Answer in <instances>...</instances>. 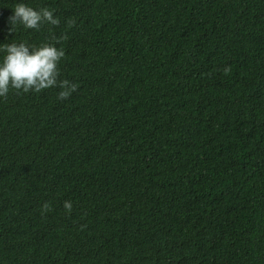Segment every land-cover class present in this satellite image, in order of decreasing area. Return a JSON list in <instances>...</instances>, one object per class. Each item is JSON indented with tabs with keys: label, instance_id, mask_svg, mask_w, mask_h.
Masks as SVG:
<instances>
[{
	"label": "trees",
	"instance_id": "trees-1",
	"mask_svg": "<svg viewBox=\"0 0 264 264\" xmlns=\"http://www.w3.org/2000/svg\"><path fill=\"white\" fill-rule=\"evenodd\" d=\"M18 2L63 56L0 96V264H264V0Z\"/></svg>",
	"mask_w": 264,
	"mask_h": 264
},
{
	"label": "clouds",
	"instance_id": "clouds-1",
	"mask_svg": "<svg viewBox=\"0 0 264 264\" xmlns=\"http://www.w3.org/2000/svg\"><path fill=\"white\" fill-rule=\"evenodd\" d=\"M56 25L58 19L48 8L35 9L22 0L12 9L9 17V31L15 25L25 29H38L41 24ZM0 96L5 95L9 88L22 89L27 92L40 91L57 84V64L63 56V51L55 45L43 43L40 46H29L26 43H0ZM63 89L61 97H66L73 89L68 81H61ZM65 209H70V202H65Z\"/></svg>",
	"mask_w": 264,
	"mask_h": 264
}]
</instances>
